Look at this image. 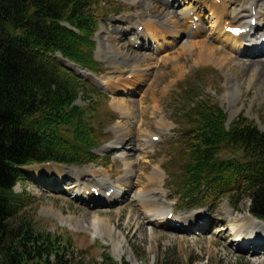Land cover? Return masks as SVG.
Here are the masks:
<instances>
[{
  "label": "rangeland",
  "instance_id": "obj_1",
  "mask_svg": "<svg viewBox=\"0 0 264 264\" xmlns=\"http://www.w3.org/2000/svg\"><path fill=\"white\" fill-rule=\"evenodd\" d=\"M105 1L106 9L109 13L114 12L115 15L111 14L100 20L99 31L95 38L97 49L94 57L102 65L103 70L97 78H101L103 81L98 86L82 78L84 83L92 90H96V93L103 94L105 97L99 98L93 93L86 96L87 103L84 99L85 97H82V100L77 103L79 106L84 107L88 106L92 101L96 102L97 114L93 115L97 120L100 119L98 126L103 127L97 135L103 143L102 147L95 152L98 162L86 167H66L57 163H52L51 165L44 163L24 168L23 180L18 183L15 192L18 195H27L31 200L30 206H28V219L34 221L37 228L44 233L51 232L57 235L60 234L65 238L70 237L75 254L85 260L87 264H104V256L114 259L117 263L125 261L129 264H257L254 261L253 253H251L253 249L240 252L237 242L242 233H244L243 230L238 229L237 235L230 233V226L239 225V221L243 217L252 220L254 226L259 225L261 231L264 230V223L253 219L249 215L250 204L246 195L241 194L239 197H235L232 204L240 212L238 213L230 208L232 213L229 212L232 216L229 219L225 216L223 217L222 214V209L225 206H229L227 201L228 194H214L207 191L194 197L182 193V187L185 184V165L189 158L186 145L187 139L182 133L189 129L186 114L184 113L188 106L186 92L193 89V96L198 95L200 97L199 101H208L218 105L227 114V125L233 124L240 118L246 119L258 126L260 131L264 133V95L255 86L250 85L252 73L246 77L247 79L241 80L239 77L241 70L236 69L234 74L230 67H234L235 63L233 65L229 64L236 60H247L245 59L247 57L245 55L239 56L237 53H230L231 56L227 57L223 53L217 55L214 52H209L208 56L211 58L207 59L206 57L205 59H197L196 56L191 55L192 47L197 44H206L218 49L222 48L224 38L216 32L218 31L217 26L215 31V25L213 24L215 18L211 14L214 20L211 23L209 13L204 8V0H173L175 3L174 16L185 15L180 16V18L183 19L182 24H185L186 35L192 36L191 39L187 40L186 43L184 41L181 43L180 41V44L184 43V45L178 47L175 44H165L163 49L157 50L155 49L156 44H154L152 50L151 48L147 49L148 52L135 49L139 54L149 53L152 60L147 62L144 60L141 63L129 61L127 55H132L135 46H132L133 50L130 49L127 34H122L118 26L110 24V22L130 18L134 24V31L130 32L136 36L137 27L140 26V28L146 29L151 21L147 14L146 17H139L140 14L142 12L149 14L151 11L146 10V6L143 8V5L138 6L131 0ZM218 1L221 2V0ZM246 1L249 4L253 0ZM214 2L215 0H212L213 4ZM205 6L207 7V5ZM234 8L235 5L231 6L230 12H233ZM208 9L210 12V8ZM169 10L172 11L173 9ZM189 12L196 13L203 20L198 23L200 30L194 29L192 33L189 32L191 27L187 16ZM220 12L224 13L225 10ZM153 18L156 25L149 26V29L157 30V28L160 29L161 27H170L173 31L172 33L168 31V35H166L167 41L169 43L175 41L173 34H177V31H174L177 26L175 23L176 19H171V16L167 17L166 14L162 15L159 13L155 14ZM102 30L104 34L100 35ZM123 30L126 33H130L126 28ZM261 34H256V36L261 37ZM224 53L228 55L229 52ZM224 56L229 61H226ZM59 57L57 55L56 58L59 64L64 67ZM70 72L73 75H78L72 70ZM237 81H241V88L236 84ZM126 83L130 87L121 88ZM131 87L135 88L137 92H129ZM114 89H118V93H112ZM124 104L134 109L131 119L122 117L116 111L120 105ZM140 105L149 107L144 114L147 116L146 126L141 125L143 113L138 108ZM111 115L117 119V122L109 124ZM177 124H181L183 127L179 128ZM126 129L130 130L132 134L136 133L132 139L139 141L136 144L137 151L135 148H131L132 151L126 152L127 150L123 148L125 144L123 146L119 145V138L125 133L124 130ZM151 135L160 136L161 142L155 145L148 144ZM141 140H145V142ZM117 147H122L124 150H117ZM125 153L128 154V159H125ZM129 153L133 154V157ZM138 158H141L142 161ZM129 164L138 171L142 167H148L145 173L140 172L145 177L146 183L144 186L149 183V177H152V174L156 173L155 171L160 168L159 172L163 183L157 187L160 190L156 197L159 199L161 207L166 206L170 209H175L174 212L177 215L175 219L178 220L173 222L184 224L188 223L187 220L189 219H198L199 222L207 214L215 216L214 220L222 219L225 222L221 220L218 223L211 221L201 233L183 234L173 229L162 228L158 224L159 220L149 214L147 221H152V223L147 224V221L143 220V222H146L144 223L145 229H139L137 226L129 228V210L124 212L119 222L116 208L110 209L112 212L102 214L100 219H104V216L105 218H110L113 225L117 227L118 232L122 233L121 236L123 235L126 238L124 256L116 259L112 239L96 236L94 231L90 230L88 224L82 222L84 215L89 210L88 207L76 200L77 193L75 189L71 187L59 189V187L64 181H69L68 183L76 182V177H69L72 171H85L97 182L105 184L104 191L112 187H119L121 189L118 190L122 192L125 187L124 182L127 181L126 173L129 171ZM32 167L39 168L42 171L45 169L50 171L62 169L67 175L65 177L69 178L61 180V183L60 180H56L51 187L47 180L39 179L30 174L29 169ZM135 186L130 190L132 197L135 196V193L144 191L141 185L136 183ZM87 192L82 190V193L86 195ZM87 196H90V194ZM150 198L154 199L155 196L152 195ZM192 211L197 213L206 212L207 214H192ZM190 213L191 215H189ZM144 218L147 217L144 216ZM230 221H234L236 224H230ZM221 225H227L229 231L218 232ZM168 226L172 228L171 225ZM246 230H249L247 233L251 231V229ZM209 240H211L210 244L208 243Z\"/></svg>",
  "mask_w": 264,
  "mask_h": 264
},
{
  "label": "trees",
  "instance_id": "obj_2",
  "mask_svg": "<svg viewBox=\"0 0 264 264\" xmlns=\"http://www.w3.org/2000/svg\"><path fill=\"white\" fill-rule=\"evenodd\" d=\"M105 3L0 0V264H87L75 254L70 237L44 233L28 219L31 200L14 189L23 176L20 168L98 161L95 152L103 143L97 135L103 127L94 116L96 102L77 103L102 95L55 57L102 73L94 39L100 20L114 13ZM186 95L189 158L182 193L228 194L231 206L235 197L246 195L250 214L264 222V133L241 118L228 126L218 105L199 101L193 89ZM115 121L112 116L109 124ZM235 152L245 158L225 160ZM104 264L120 263L104 256Z\"/></svg>",
  "mask_w": 264,
  "mask_h": 264
},
{
  "label": "bare ground",
  "instance_id": "obj_3",
  "mask_svg": "<svg viewBox=\"0 0 264 264\" xmlns=\"http://www.w3.org/2000/svg\"><path fill=\"white\" fill-rule=\"evenodd\" d=\"M131 1L138 4V6L143 5V8H145L144 6H146L147 7L146 10L151 11V12H149V14L142 12L143 14L141 13L139 16V17H143V16L146 17L148 15L147 17L151 18L150 24L148 23L147 28L146 29L143 28L141 31L140 26H138L136 29V31H138V32L136 33V36H135V35L131 34L134 31V27H133L134 24L132 23L133 21L130 18H125V19L110 22V24L117 25L118 28L121 30L122 34H127V36L129 37V42H130L129 43L130 49H132V46L134 47V46L139 44L142 46L141 49L138 48L139 50H145L146 52H148L147 49L151 48V50H152V47L154 46V44H156L155 49L158 50V49H163L165 44H167V45L175 44L176 47L182 46V45H184V43L187 42V40L191 39L192 36L186 35L185 24H182L183 19L180 18V16H185V15L181 14L179 17L177 15L174 16L175 15V11H174L175 3L173 2V0H131ZM246 2H247L246 0H233V1L221 0V2H219L218 0H215V2L213 4L212 0H204L203 1L204 8L209 13L211 23H213V21H214L212 18V15L215 18V21L213 23L215 25V31H216V26H217L218 31H216V32L219 33V35H221V37L224 38V41H222L223 46H222V48L218 49V48H212L206 44H204V45L203 44H201V45L197 44L196 46L192 47L190 52H191V55L196 56L197 59L198 58L205 59V57H206V59L211 58L210 56H208L209 52H214L217 55L220 53H223L227 57L231 56L230 53L231 54L237 53V55H239V56L245 55L247 57L245 59H247V60H236L235 62L232 61L229 63L231 65H233V63H235L234 67H230V68H232L231 71H233V73H234L236 71V69H240L241 72L239 73L240 74L239 77L241 78V80L248 77L250 75V73H252V78L249 82L250 85L255 86V88L260 90L261 93L264 95V60H263V58H259L261 55L264 57V46H263V43L261 40L262 37H261L260 41L255 40L253 38L251 39V37H249V36H245L241 39L240 38L235 39V38L231 37L230 35H228L225 31V28L227 27V23L230 24L229 26H238V27H243V28L244 27L250 28L251 27V20L255 18V16L253 14H254V12H256L257 18L259 20L257 30L260 33L264 32V0H253L249 4ZM205 5H207V7ZM233 5H235V8L233 10L234 13L230 12V8ZM208 8H210V10H211L210 12H212V13L209 12ZM149 9H152V10H149ZM169 9H173V10L171 11ZM221 10H225V12L222 13V12H220ZM157 13L162 14V15L166 14L167 17L171 16L172 17L171 19H174V18L176 19L175 23L177 26H176V30H174V31H177V34H173L175 36V41H173L171 43H169L167 41L168 38L166 35H168V31L171 33L173 31L170 29V27H168V28H162L161 27L160 29L157 28V30L149 29V26L151 27V26L156 25L155 19L153 17H155V14H157ZM191 13L192 12L187 13L188 22L195 20L194 18L196 17V15L194 16V18L191 17L190 16ZM197 17L200 18L199 22L203 21L202 17H200V16H197ZM198 27H199L198 30H200V25H198ZM124 28H126L128 30V32H130V31H132V32L126 33L123 30ZM189 32L190 33L193 32L192 27L189 28ZM116 33H117V30H116ZM102 34H104L103 30H102V32H100V35H102ZM127 36H126V38H127ZM263 37H264V35H263ZM117 39H118V37H117ZM180 41H181V43L184 41V43L180 44ZM248 43L250 44V46L253 47V49H245L244 48V45L248 44ZM121 49H123V48H121ZM135 49L136 48H134V50L132 49L133 50L132 55H127L129 61H133L135 63H141L144 60H146V62L149 60H152V57L149 53H146V54L140 53L139 54L136 52L137 49L136 50ZM165 49H166V47H165ZM224 52H229V53L227 55ZM121 53H123V52H121ZM225 56H224V59L226 61H229V59ZM250 59H253V60H250ZM59 60L61 61V63L65 67L74 71L76 74L83 77L85 80L92 82L93 84L98 85V86H100V84L102 83L103 80L101 78L99 79L94 74L88 72L87 70H83V69L79 68L78 66L64 60L61 56L59 57ZM121 65H123V64H121ZM236 84H238V87L241 88V81H237ZM108 85L110 86V84H108ZM103 86H105V85H103ZM126 87H130L129 84L126 83L121 88H126ZM120 90H125V89H120ZM118 91H119L118 89H114L112 91V93H118ZM129 92L136 93L137 90L135 88L131 87ZM127 95H129V94H127ZM138 108L143 113V121H142L141 125L146 126L147 116H145L144 114H145L146 110L148 111L149 107H144V106L140 105ZM116 111L119 114H121L122 117H125V118L127 117L128 119L129 118L131 119L133 116V113H134V109L132 107H130L129 105H125V104L120 105L119 108L116 109ZM153 115H156V114H153ZM124 131H125V133L122 134L121 137L119 136L120 137L119 138V141H120L119 145L123 146L125 144V146L123 148L127 150L126 152L132 151L131 148H133V149L135 148V150L137 151V149H136L137 145L136 144H138L139 141L137 139H134V140L132 139V138H134L133 135H136V133L132 134V132H130V130H127V129ZM154 137H156V136L155 135L150 136V138H149L150 140H149L148 144H154L152 141ZM127 139H129V140H127ZM142 142H145V140H143ZM116 149L117 150H124V149H122V147H117ZM129 154L131 155V157H133V154H131V153H129ZM126 158L128 159L127 153H125V159ZM138 159L141 160V158H138ZM139 164L141 165L140 161H139ZM146 168H148V167H146ZM146 168L142 167L140 169V171H138L135 167H132L129 164V168H128L129 171H127V173H126V175H127L126 180L127 181L124 182L125 187H124V190L122 192H120L118 190V189H121L119 187L118 188L112 187V188H109L108 190L104 191L105 184H103L102 182H97L95 179L92 178V176L90 174H88L85 171L76 172V173H75V171H72L71 175H69V177H73V178L76 177V179H75L76 182L73 184H70V185L68 184V186H64V183H62L59 187V189H62V188L66 189V187H69V188L71 187V188L75 189V191L77 193L76 200H78L80 203H82L85 207H88V210H89V211L86 210L87 213L84 215L82 222L87 223L90 230L92 229L96 236L109 237L112 239V246H113V249L115 252L114 256L116 257V259L122 258L124 256V244H125L126 238L123 235L121 236L122 233L118 232L117 227L113 225L112 220L110 218H105V216H104L103 217L104 219H102V218L100 219V216L102 214H108L109 212H112V211H110V209L116 208V215L118 216L119 222L121 221V219L124 215V212L126 210H129V216H130V218L128 220L129 228H132L134 226H137L139 229L144 228V223H146V222H143V220L147 221L149 214L151 216L157 218L159 220L158 223L160 222L159 224L171 225L172 226L171 229H173V230H175L174 229L175 227H173V225L178 224V222L172 223V222L168 221L169 216L173 213L171 211L172 209H170L169 207H166V206L161 207L159 205V199L156 197L158 191L160 190L157 187L163 183V180L160 177V172H159L160 168H158L155 171L156 173L152 174L153 175L152 177H149V179H148L149 183L146 186H144L146 183L145 177H144V175H141L140 172L145 173ZM29 172L31 175H34V176L38 177L39 179L47 180V182L49 183V186H51V187H52L54 181L60 180V183H61L62 182L61 180L65 179V178H69V177H65L67 175L64 173V170H62V169H60V170L57 169L54 171H50V170L45 169L42 171L39 168L32 167L29 169ZM163 174H164V172H163ZM136 183L138 185H141V188H142V190L144 189V191L142 193L137 192V193H135V196L132 197L130 190H132L134 187H136L135 186ZM92 188L100 190V192L102 193L101 199L97 200V199L93 198L94 194L92 193ZM111 189H115V193L111 196V198H108L106 195L108 192H110ZM82 190H84V192L85 191H91L90 196H87L85 193H82ZM152 195L155 196L154 199L150 198V196H152ZM81 200H83L84 202ZM96 207H97V209H95ZM92 209H95V210H92ZM222 211H223L222 212L223 217L225 216L226 218H229L232 216V214H231L232 212L230 211V206H225L222 209ZM98 212H101V213H98ZM236 212L239 213L240 211L237 209ZM192 214H202V213H192ZM189 215H191V214H189ZM233 215H236V214H233ZM144 216L147 218H144ZM184 216H187V215H184ZM178 217L180 218V216H178ZM208 217H209V222L215 221V223H218L220 220L222 222H225L222 219H219V220L215 219L214 220L215 216H212L211 214H208ZM175 218H177V217H175ZM175 218L173 221L178 220ZM205 218H207V215H204V219ZM90 219H91V221H90ZM181 220L184 221L183 219H181ZM203 220L202 221L200 220L198 222V219H189V220H187L188 223H184L182 225L184 226L185 229L192 231V229L195 227L203 226V224L205 223V220H207V219H205L204 221ZM232 220H234V219H232ZM150 223H152V221H149V222L147 221V224H150ZM231 223H235V222L230 221V224ZM230 224H228V226H230ZM219 227H220V229L218 230V232H221L224 230L227 232L229 231L227 225H221ZM168 228L169 227H167L166 229H168ZM230 228H231L230 233L231 232L236 233L238 229H240L241 231L243 230L244 233L249 231L246 229H251L250 233H252L253 235H259V233H264V230L261 231V228L259 225L254 226L252 224V220H248V218H246V217H243L239 221V225H237V226L231 225ZM203 230L204 229L198 230L197 232L201 233V231H203ZM244 230H246V231H244ZM149 231L151 232V230H149ZM175 231H177V230H175ZM208 243L210 244L211 240H209ZM253 244H254L253 242H248V243L240 242L239 243L240 252L248 251V249H250V246H252ZM251 248L253 249V247H251ZM263 251H264V241H262V243L258 242L256 249H255V252H254V255H253V258H255L254 259L255 263L264 264V255L262 256Z\"/></svg>",
  "mask_w": 264,
  "mask_h": 264
},
{
  "label": "water",
  "instance_id": "obj_4",
  "mask_svg": "<svg viewBox=\"0 0 264 264\" xmlns=\"http://www.w3.org/2000/svg\"><path fill=\"white\" fill-rule=\"evenodd\" d=\"M243 155H241V153H237V154H229L226 156V160L228 161H232L235 159H243Z\"/></svg>",
  "mask_w": 264,
  "mask_h": 264
}]
</instances>
